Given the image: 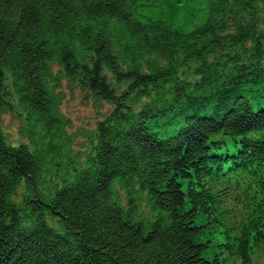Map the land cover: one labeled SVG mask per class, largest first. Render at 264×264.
<instances>
[{
    "label": "trees",
    "instance_id": "1",
    "mask_svg": "<svg viewBox=\"0 0 264 264\" xmlns=\"http://www.w3.org/2000/svg\"><path fill=\"white\" fill-rule=\"evenodd\" d=\"M64 81L111 106L78 149ZM16 110L0 264L264 252V0H0V116Z\"/></svg>",
    "mask_w": 264,
    "mask_h": 264
},
{
    "label": "rangeland",
    "instance_id": "2",
    "mask_svg": "<svg viewBox=\"0 0 264 264\" xmlns=\"http://www.w3.org/2000/svg\"><path fill=\"white\" fill-rule=\"evenodd\" d=\"M108 80L112 83V75L105 70ZM61 91H63V101L61 110L69 119V133L73 134L75 149L86 144L85 135L90 133L96 123L103 119L105 114L110 110L111 106L105 103H97L86 92L77 87H71L67 82H63ZM23 120L18 111H5L0 116L1 126L12 143H18L22 140L20 136V126ZM206 258L212 259L210 254L205 255ZM254 264H264V252L255 250L253 255Z\"/></svg>",
    "mask_w": 264,
    "mask_h": 264
}]
</instances>
